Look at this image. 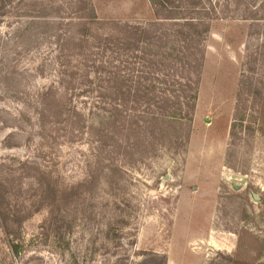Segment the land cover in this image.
Here are the masks:
<instances>
[{"label":"rangeland","instance_id":"374dc122","mask_svg":"<svg viewBox=\"0 0 264 264\" xmlns=\"http://www.w3.org/2000/svg\"><path fill=\"white\" fill-rule=\"evenodd\" d=\"M0 264H264V0H0Z\"/></svg>","mask_w":264,"mask_h":264},{"label":"trees","instance_id":"16d2710c","mask_svg":"<svg viewBox=\"0 0 264 264\" xmlns=\"http://www.w3.org/2000/svg\"><path fill=\"white\" fill-rule=\"evenodd\" d=\"M152 1V3L154 2V4L156 5V3H159L161 5V7L166 8V5H169L171 0H150ZM194 6H197V1L193 2ZM175 7L177 9H179V5H175ZM166 10V9H164ZM192 13H194V10H191ZM170 13V12H169ZM168 13V14H169ZM156 21L160 22V25H162L163 22L166 23H170V22H174V24H177L178 26H185V27H190V29L187 31L186 29H179L178 33L179 36L181 38V42H183V46L182 48H179L178 46L172 44L170 45L168 43V41H165V43L161 44V47H168V48H172L173 52L176 53H167L165 56L166 58L169 57H174V59L177 61V63H179V65L182 66V64H186L188 66H196L197 64V60H196V53L194 52V50H198L197 44H200L202 41H204V31L208 30V28H206L205 30H201L200 26L204 25L206 23H204L203 19H201L202 17H195L194 15L192 16H182L180 12H176L173 14H169V15H162L161 12L156 11ZM135 28V27H133ZM146 29L143 28L142 35L141 37L144 38L147 36V32ZM131 34V32L129 33ZM128 34V35H129ZM133 34V33H132ZM165 37L170 36V33L166 32V34H163ZM144 36V37H143ZM129 43L130 41L127 40ZM184 47V48H183ZM147 49V48H146ZM150 49V48H148ZM186 50L187 53L185 54L182 50ZM151 50V49H150ZM180 53V54H179ZM187 60H191L190 62H188ZM180 66V67H181ZM158 87L155 84H151V85H147L146 86V91L144 93V97H149L150 98V103H152L151 99L153 97L149 96V93H154V91L157 89ZM100 92H101V96H106V95H110L109 91L114 95V97L117 96H123L125 98H130L131 94L133 93V83H132V79L128 78V77H122L120 72H118L117 74L114 73L112 76L106 78V79H102L100 81ZM105 110V109H104ZM162 116H164V121L165 123H170V122H174L176 123V121H178L179 119L185 118V116H182V112L181 109L176 110L174 112H166L163 113ZM13 249L15 248V250H18V245H12Z\"/></svg>","mask_w":264,"mask_h":264}]
</instances>
